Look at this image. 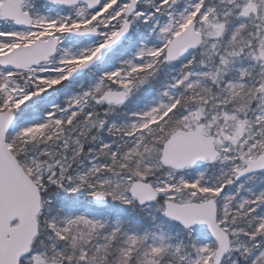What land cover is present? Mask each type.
<instances>
[{"label":"snow or ice","instance_id":"snow-or-ice-1","mask_svg":"<svg viewBox=\"0 0 264 264\" xmlns=\"http://www.w3.org/2000/svg\"><path fill=\"white\" fill-rule=\"evenodd\" d=\"M0 264H264V0H0Z\"/></svg>","mask_w":264,"mask_h":264}]
</instances>
